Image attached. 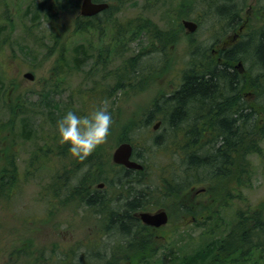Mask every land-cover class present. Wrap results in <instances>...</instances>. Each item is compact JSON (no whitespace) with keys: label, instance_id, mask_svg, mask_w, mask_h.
Listing matches in <instances>:
<instances>
[{"label":"rangeland","instance_id":"rangeland-1","mask_svg":"<svg viewBox=\"0 0 264 264\" xmlns=\"http://www.w3.org/2000/svg\"><path fill=\"white\" fill-rule=\"evenodd\" d=\"M55 1L0 0V169L11 161L16 169L12 176L13 185L8 186L3 195L0 194V264H183L180 262L185 260L184 257L197 251L204 260L203 264H264V109L255 107L256 130L252 146L244 138L230 154L224 170L226 174L220 173L222 194L228 191L227 179L234 176L239 187L237 192L242 196L238 200V216L230 209H224L220 238L215 239L214 234L205 237L197 216L181 212L162 225L160 233L164 238L151 236V248L145 252L149 246H144L147 242L141 240L145 234L137 236L132 231L131 236L127 237L110 225L114 214L125 213V198L128 195H132L133 199V195L139 193L141 196L138 200L146 198L148 204H152L154 198L160 199V206L167 207L171 202L162 197L163 190L159 185H166L163 182L169 178L181 179V174L185 172L193 199H197L195 193L206 183H203L209 177L206 171L198 170V173H202L198 176L196 170L190 171L188 163L181 162V156L187 150L201 149L200 138L191 145H187L184 134L180 132L174 133L176 137L173 138L169 128L171 122L167 116L168 121L164 122L165 117L160 110L159 114L155 111L157 118L147 127L139 123L144 120L143 116L149 115L148 107L152 101L166 94L158 93L163 89L159 86L167 88L168 79L177 75L183 65L187 69L191 59H205L209 54L211 37L205 35L203 29L215 28L217 14L200 16L199 24L198 14L190 13L188 18L199 25L194 36L197 42L190 45L179 42L174 48L169 47L168 59L162 57L163 50L157 51L156 48L151 54L136 59L134 64L145 66L151 62L158 70L162 68L164 75H158L162 80L153 75L155 72H144L140 80L143 85L137 84L136 78L131 82L133 89L117 87L113 94L103 97L99 90L114 84L111 75L102 77L103 74L115 72L125 64L123 61L133 58L137 47L145 43L130 40L123 44L126 48L119 56L104 52L103 64L96 63L95 49H89L88 57L82 61L79 69L66 64L58 78V87H54V94H51L46 80L54 64L60 60L58 53L62 50L67 63L72 64L74 58H80L77 50L84 48V41L90 38L89 32H76L77 35L74 32V8L67 6L62 10L60 3L52 7ZM149 12L143 16L149 18ZM57 37L61 42L72 38L67 43H59L65 45V48H61L55 47ZM246 50H249L246 53L251 57V49ZM249 62L244 60L242 66L246 68ZM259 69L264 72L263 68ZM26 71L34 73L33 81L22 77ZM251 72L259 73L255 63ZM147 75H152L150 81H146L144 76ZM13 79L14 83L11 82ZM42 91L50 93L53 103H59L61 109L65 106L66 110L59 111L57 106L56 110L47 112L52 113V117L44 113L35 116L39 112L37 100ZM90 99L96 102L100 100L97 109L106 108L112 118L109 138L97 146L100 147L99 152L95 153L100 163L99 175L91 183L96 188L100 181L105 182L108 192L105 197L97 192L91 193L93 196L87 200L91 205L79 198L82 188L77 179H69L66 175L75 169L72 166L75 157L68 151L70 145L61 144L57 134V122L64 114L71 111L83 117L95 110L88 101L90 106L83 111L82 104ZM32 106L34 109H31ZM81 111L85 114L78 115ZM201 116V111L194 112L193 121L201 119ZM157 121H161L160 125L153 131L151 127ZM23 122L24 126L28 122L29 127L36 131L40 124L35 137L24 138ZM126 126L133 127L129 130ZM41 130L44 132L41 133ZM121 134L129 138H118ZM175 139L177 141L173 143ZM155 140L157 145L154 144ZM122 141L132 144L138 156L134 160L144 166L141 172L123 171L113 166L111 154ZM207 154L211 157L210 153ZM201 156H197L198 162L203 163L205 160ZM6 159H9V163ZM188 170L189 174L186 173ZM80 173L90 175L93 171L89 166H84ZM247 173L251 174L248 180L250 185L243 179ZM127 177L133 179L130 185L126 184ZM123 185L128 187L124 188ZM72 191L76 193L72 194ZM176 194L173 200L181 199L184 195ZM243 202L246 203L243 205ZM249 203L253 206L254 214L259 215L256 221L259 219L260 222L251 228H248L247 217L240 213ZM190 217L196 218L195 223L181 227L182 221L186 220V224H189ZM210 240H220L222 248L206 250L204 244Z\"/></svg>","mask_w":264,"mask_h":264},{"label":"flooded vegetation","instance_id":"flooded-vegetation-1","mask_svg":"<svg viewBox=\"0 0 264 264\" xmlns=\"http://www.w3.org/2000/svg\"><path fill=\"white\" fill-rule=\"evenodd\" d=\"M82 1L83 0H72V7L75 10L73 26L75 28H85V30L89 32L91 40L95 41L96 31L106 30L109 32L111 29H117L118 38H120L123 44H126L130 40H137L138 43L141 41L142 43H151L153 48L155 47L157 51L160 49L164 51L162 57L166 59H168L167 53L169 52V47L171 49L174 48L176 43L182 42L183 44L190 45L192 42H197L194 36L199 25L192 20L196 24H194L192 30H189L185 22L190 19L186 17V14L194 13L206 15L216 13L215 28L212 27L208 30L203 29L204 34L211 37V44L208 46L210 47L209 54H207L205 60L215 71L206 69L201 73L216 75L218 70H221L232 78V88L228 93L230 94V98L226 101L238 102L241 109V119L248 120L246 131L241 135L240 140L242 141L246 138L248 140L247 142L250 143L249 146H252L255 131V107L264 109V72L259 69L263 68V65L255 59L252 51L251 57H249L246 53L249 50L246 49L250 48L253 39H257V37L261 35L264 36V0H89L92 5H105V7L91 15H84L81 13ZM4 4L5 3L2 5ZM150 10L151 12H149ZM148 12L150 13L149 18H147V15L143 16L144 13ZM179 14L182 15V17L176 21V15ZM165 18L168 19L165 21ZM244 60L250 61L246 68L242 66ZM183 63H185V61ZM253 63H255L258 68V74L251 72ZM162 73H164V71L162 72L156 68L154 75L162 80L161 77H158V75H164ZM183 73L184 70L182 69L178 71L177 75L173 76V78H169L167 88L159 86V88L161 87L163 89H160L158 93L166 94L158 98V102L156 103L157 110L160 103L169 99L171 94L180 90L181 74ZM168 74L169 72L167 75ZM257 78H260V80H257ZM217 101L216 107L220 108V105L223 103L222 99ZM215 116L210 115L206 111L202 112L201 119L195 120L197 121L196 123L201 125V131L196 138H200L199 141L202 143L200 146V150L202 151L199 155H202L201 157L205 162L210 160L216 152L222 151L220 149L222 145L221 139H218V142L214 145L215 150H212L216 138H221L217 130L212 127V124L222 120V117L218 118ZM239 145L236 144L230 154L234 153ZM207 153H210L211 157L207 156ZM244 153L248 154L247 152ZM115 168L123 171H131L123 167ZM220 173H222V170L218 169L216 172L212 171L211 173H207L209 177L203 180V183H206L195 193L197 199L191 197L190 183L188 182V177H185L184 174L181 176L182 190L180 182H174L176 179L174 177H171L172 180H170L173 181L172 185H159L163 190V193L160 191V196L162 193L163 198H167L168 201L170 200L171 203L169 206H160V199L154 198L153 203L148 204L146 203L148 199L140 198V200H138L137 198V210L134 208L128 212L129 215L137 221L136 226L138 229H134L133 232L136 233L137 236H139L140 233L145 234L146 236L143 235L141 240L147 243H150L152 235L164 238L165 236L160 233L163 226L151 227L142 224L139 219L140 212L157 214L159 211H164L168 220L175 214L185 212L188 215L192 214L197 216V222L201 224L202 233L205 237L214 234L216 235L214 237L215 239L220 238L221 234L219 235V232L222 226L224 209H230L238 216V200L242 199V196L237 192L239 187L235 183L234 176L227 179L229 182L227 189L230 190L231 193L229 194V198L227 196L228 194H226V198L224 199L222 195V185L219 183L222 179ZM243 179L244 181L246 180L248 184V180L251 179V174L247 173V177ZM129 182H133L132 177H127L126 184L130 185ZM127 185H123L124 188L128 187ZM176 185L180 187L178 190L174 187ZM93 192H97L101 194L102 197H105L108 190L104 183H100V185H96V188L91 186V193ZM175 192H177L176 195H182V193H184V195L181 199L173 200L172 198L175 197ZM136 194L137 197L141 196L139 193H135L134 195ZM131 199L132 195H128L125 198V203ZM245 203L246 202H243V205ZM258 211L260 212V210ZM240 213L247 217L248 228L254 227L256 223L260 224L259 219H257L258 221L255 219L259 217V215L256 216L254 214L253 206L251 207L250 203L246 205L245 209ZM196 218H188V220H190H187L189 224H186V220L182 221L180 224L182 225L181 227L192 225L195 223ZM249 232L251 233L252 229H250ZM222 246L220 245V240H210L204 244L206 250L208 248L220 250Z\"/></svg>","mask_w":264,"mask_h":264},{"label":"trees","instance_id":"trees-1","mask_svg":"<svg viewBox=\"0 0 264 264\" xmlns=\"http://www.w3.org/2000/svg\"><path fill=\"white\" fill-rule=\"evenodd\" d=\"M59 3L61 5L62 10H64L65 7L67 6H71V9H72V0H56L53 3L52 7H54L56 4H59ZM188 16L189 14H186V17ZM200 16L201 15L198 16V20H200ZM181 17L182 15L180 14L176 15V21L177 19ZM74 32L75 33L81 32L82 34H85L88 31L85 30V28L81 27V28H74ZM96 33H95V41L91 40V38H87L84 41L85 47L84 48L80 47L81 48L80 51L77 50V52L80 53V58H74L72 61V64L67 63V60H66L67 58L65 59L62 50L58 53L60 54L59 55L60 60H58L54 64L51 74L46 80V83L49 82L48 84H46V86L47 87L49 86L48 91L51 94H54L52 92L54 90V87H58V78L64 72L66 64L68 66L72 65L74 69H79V66L82 63V61L88 57L89 49H95V51L94 50L92 51H94V54H96V60H97L96 63L103 64L102 54L104 52L112 56H119L122 53V49L126 48V46H123V43L121 42L120 38H118L117 29H111L109 32L106 30L96 31ZM71 38L72 37L68 39H63V42H61L60 38L57 37L56 40H54L55 47L65 48V45L63 44L59 45V43H67ZM106 38H107V41H106ZM79 44H76V45H79ZM251 44L253 48H249V49H251L253 55L255 56V59L258 60L261 63V65H263V70H264V36L261 35L257 37V39L256 38L253 39ZM136 52L137 53L133 56V58H129L123 61V63L125 64H123L115 72L113 73L107 72L103 74L102 77L111 75V77L113 78V83H114L112 87L108 85L105 87V89L99 90V92L103 95V97L113 94L114 93L113 90H115L117 87L125 86V87H131L133 89V85L131 84V82L136 78L138 80V82L136 83L143 85L144 83L140 82V80L143 79L142 78L143 75L141 76V74H144V72L146 73L156 72V67L152 66L151 62H147L145 66H142L141 63L134 64L136 59L144 56L145 54H151L153 52V46L151 45V43L142 44L141 46L137 47ZM185 69L186 68L184 67L183 70L185 71ZM206 69L215 71V69L211 65L207 64V61L205 59H202V58H199V60L191 59L190 64L185 71V74L183 73L184 77L182 74L183 82H182V85L180 86V90L174 94H171V97L169 99H166L164 100V102L160 103V106H158V110H160V112L164 115V117L167 116L168 120L171 122L169 128L172 131V134H173L172 137L173 138L176 137L174 134L176 132H180L184 134L183 139L185 138L187 145H191L195 140H197L198 138L196 137L199 135V132L201 131V125L196 123L197 121L195 122L193 121L194 112L196 111L206 112L207 111L210 115H213V116H215V112H216V116L218 118L222 117V120H220L221 122L217 121L216 123H213V124L211 123L212 127L215 130H217L219 136L221 137V138H216V142H214L212 150L213 151L215 150L214 148L215 143L218 142V139H221L222 145L220 149L222 151L216 152L211 157V159L208 160V162L200 163L198 162L199 158L197 156H199V153H201L202 150L200 149L199 150L197 149L194 151L187 150L186 153L184 152L182 154L181 162H183L184 164L188 163V168L189 169L191 168L190 171L192 172V170H196V173L198 176L202 175V173H198V170L211 173L214 168L215 170L213 172H216L218 169V170H222V172L225 175L226 172L223 170L228 164L230 152L233 150V147L236 144L239 145L241 141L240 140L241 135L244 134V132L246 131L248 120L241 119V109L237 101L236 102L226 101L230 98V94L228 93L230 92V89L232 88V82H233L232 78L226 72H223L221 70H218V73L216 75L214 74L207 75V74L201 73L202 71ZM161 71L163 72V70ZM151 76L152 75H147L144 77H146V81H150ZM182 77H181V80H182ZM51 80H53L54 82H51ZM14 81L15 79L11 80L12 83H14ZM127 89H130V88H127ZM50 93H48L47 91L45 92L42 91L40 93L39 95L40 97L37 100V106H38L39 112L37 115L34 114L35 116L42 115V113H44V115H49L50 117L53 116L52 113L49 114L47 112L56 110L59 103L58 104L53 103V100L51 99L52 96L49 97ZM221 99L223 103L220 105V108H217L216 107L217 102H218L217 100H221ZM88 101L89 103L92 104L93 108L97 109V106L100 100L96 102V100L90 99L84 102V104H82L83 111L84 109L88 107L89 105ZM156 102L158 101L157 100L152 101V104H150L148 107L149 115L143 116L144 120H141V122L139 123L143 127H147L153 121V119H155L154 113L155 111H158L156 109ZM68 104H70V102H68ZM58 108H59V111L66 110L65 106L62 109L59 106ZM31 109H34L33 106ZM204 109H207V110H204ZM83 111L78 113V115H82V113H84ZM164 119H165L164 122L167 123L168 120H166V117ZM29 126L31 125L28 122L25 124V126L23 122L22 128H24L23 136L25 139L35 137L36 133L39 132L38 130L41 128L40 124L38 125L37 131L35 129L33 130ZM132 127L133 126H126V128L129 130L132 129ZM134 129H136V126L134 127ZM42 132L44 131L41 130V133ZM109 136H110V130H109L108 138ZM118 138H129V137L125 136V134H121L118 136ZM167 139L169 138H165V140ZM176 141L177 139L173 140L172 142L176 143ZM154 144L157 145L158 142L155 140ZM99 148L100 147H96L93 154L91 153L89 156H87L83 160H80L79 158H75V161H73V165H72L73 167H75V169L74 170L71 169V171H68L66 173L69 179H73V178H75V180L77 179L78 185L82 188V190H79V194H80L79 198L81 200L84 199L85 201H87L88 199L89 200L91 199V195H90L91 183L94 180H96L97 175H99L98 170L100 167L99 165L100 163H98V161L96 160V155H95V153L99 152L98 151ZM64 151L66 150H63V152ZM193 154H196V156H194ZM133 157L134 159H136L137 157L136 152H133ZM6 161L9 163V159L8 160L6 159ZM84 166H89L91 170L93 171V173L90 175L88 173H80V170L84 168ZM15 170L16 169L12 161L5 168L0 169V194L1 195L4 194L8 186L13 185L12 176H14ZM186 173L189 174V170L186 171ZM183 174L185 175V177H187L185 172H183ZM183 174H181V176ZM170 180H172V178H169L167 182H163V183H165L167 186L172 185L173 181H170ZM100 182H103V181H100ZM174 182L175 183L180 182V187L182 189L183 187L182 177L181 179H175ZM176 186L174 187L176 190H178L180 187L179 185H176ZM74 193L76 192L72 191V194ZM226 193L229 194L228 191L224 192V194ZM133 197L134 198L130 200L129 202H127L126 206H124V209L126 210L125 213L114 214L113 218L110 220V223H111L110 225L115 229V231L119 232L121 235H126L127 237L131 236L132 231L134 229L135 230L138 229V227L136 226L137 221H135V219H133L128 213L130 210L134 209L137 206V198L139 197H137V194L134 195ZM89 204L91 205V202H89ZM146 245L147 246L149 245V246L147 247V250L145 252H149L148 248L149 247L151 248L150 246L152 245L151 241L150 243L148 242L144 246ZM139 251L141 252V249H139ZM188 256L189 257L187 258L184 257L185 260H182L180 263L182 262H184L183 264H203L204 263L203 262L204 260L202 256L198 253V251L194 255L192 254ZM198 259L199 260L201 259V260L198 261Z\"/></svg>","mask_w":264,"mask_h":264},{"label":"clouds","instance_id":"clouds-1","mask_svg":"<svg viewBox=\"0 0 264 264\" xmlns=\"http://www.w3.org/2000/svg\"><path fill=\"white\" fill-rule=\"evenodd\" d=\"M111 124V115L104 107L83 117L69 111L57 122L59 142L69 144V153L83 160L107 141Z\"/></svg>","mask_w":264,"mask_h":264},{"label":"water","instance_id":"water-1","mask_svg":"<svg viewBox=\"0 0 264 264\" xmlns=\"http://www.w3.org/2000/svg\"><path fill=\"white\" fill-rule=\"evenodd\" d=\"M105 5H92L89 0H83L81 4V13L84 15H91L95 12L102 9ZM187 23V27L189 30L194 28V24L192 22H185ZM24 78L28 80H33V75L30 72H27L23 75ZM158 124H156L153 128L155 129ZM130 153L131 147L129 144H121L112 154V161L116 164L123 165L124 167L131 168V169H141V165L134 161H130ZM141 221L146 225H154L158 226L164 224L166 222V218L164 213L156 214V215H149V214H141Z\"/></svg>","mask_w":264,"mask_h":264},{"label":"bare ground","instance_id":"bare-ground-1","mask_svg":"<svg viewBox=\"0 0 264 264\" xmlns=\"http://www.w3.org/2000/svg\"><path fill=\"white\" fill-rule=\"evenodd\" d=\"M107 48V47H106ZM104 49H105V47H104ZM108 49V48H107ZM106 49V50H107ZM108 52V51H107ZM99 55V54H98ZM103 55V54H102ZM136 67V66H135ZM163 97V96H162ZM57 154V153H56ZM53 155V154H52ZM72 156V155H71ZM138 157V156H137ZM147 157V156H146ZM67 167V166H66ZM90 168V167H89ZM75 180V179H74ZM231 198V197H230ZM219 231V230H218ZM223 232V231H222ZM107 244V243H106ZM238 254V253H237ZM238 259V258H237ZM237 261V260H236Z\"/></svg>","mask_w":264,"mask_h":264}]
</instances>
